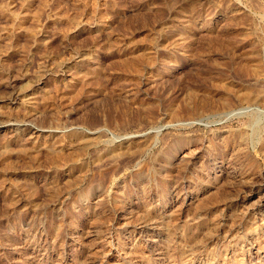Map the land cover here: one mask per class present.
I'll list each match as a JSON object with an SVG mask.
<instances>
[{
  "label": "rangeland",
  "instance_id": "374dc122",
  "mask_svg": "<svg viewBox=\"0 0 264 264\" xmlns=\"http://www.w3.org/2000/svg\"><path fill=\"white\" fill-rule=\"evenodd\" d=\"M262 33L264 0H0V264H264Z\"/></svg>",
  "mask_w": 264,
  "mask_h": 264
},
{
  "label": "bare ground",
  "instance_id": "6f19581e",
  "mask_svg": "<svg viewBox=\"0 0 264 264\" xmlns=\"http://www.w3.org/2000/svg\"><path fill=\"white\" fill-rule=\"evenodd\" d=\"M237 28V27H236ZM20 29V28H19ZM188 29V28H187ZM233 29V28H232ZM235 30V29H234ZM226 31V30H225ZM223 32V31H222ZM225 33V32H224ZM228 33V32H227ZM231 33V32H230ZM34 34V33H33ZM262 34H264V33H262ZM182 36H183V34H181ZM180 36V35H179ZM262 36V35H261ZM184 37V36H183ZM182 37V38H183ZM254 61V60H253ZM255 62V61H254ZM255 63H257V62H255ZM264 63V62H263ZM257 65L258 64H254L253 66H256L257 67ZM264 66V65H263ZM253 68H255V67H253ZM258 68V67H257ZM256 69V68H255ZM257 70V69H256ZM259 70V69H258ZM250 71H251V69H250ZM254 72H255V70H254ZM256 73V72H255ZM260 75H261V73H260ZM225 85V84H224ZM250 95V94H249ZM248 95V96H249ZM257 95H259V94H257ZM239 96V95H238ZM240 97V96H239ZM246 97V96H245ZM250 97V96H249ZM259 98V97H258ZM32 99V98H31ZM241 99V98H240ZM243 99V98H242ZM260 99V98H259ZM15 104L17 103V99H15V102H14ZM28 105H32L33 104V101L32 100H29L28 102ZM255 103V102H254ZM11 104V103H10ZM94 140V139H93ZM79 153V152H78ZM120 153H121V151L120 150H113L112 152H111V157L112 156H117V155H120Z\"/></svg>",
  "mask_w": 264,
  "mask_h": 264
}]
</instances>
